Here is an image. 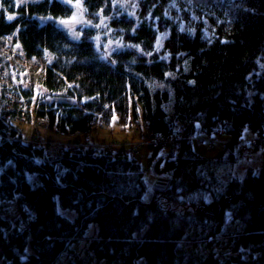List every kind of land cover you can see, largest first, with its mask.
Here are the masks:
<instances>
[{
  "label": "trees",
  "instance_id": "trees-1",
  "mask_svg": "<svg viewBox=\"0 0 264 264\" xmlns=\"http://www.w3.org/2000/svg\"><path fill=\"white\" fill-rule=\"evenodd\" d=\"M80 3L76 39L51 21L73 16L65 0H0V63L11 38L44 63L16 82L33 137L10 140L0 106V264H264V163L235 173L239 143L264 144V0H138L136 16ZM39 120L86 135L116 120L155 153L147 167L130 141L56 157L34 142ZM217 128L223 151L196 152ZM169 138L157 161L148 140Z\"/></svg>",
  "mask_w": 264,
  "mask_h": 264
},
{
  "label": "rangeland",
  "instance_id": "rangeland-1",
  "mask_svg": "<svg viewBox=\"0 0 264 264\" xmlns=\"http://www.w3.org/2000/svg\"><path fill=\"white\" fill-rule=\"evenodd\" d=\"M30 1V0H26ZM64 1V0H63ZM79 2H76V10L72 17L70 18H53L55 22L58 24L59 27L66 30L68 33L73 35L74 38L79 39L78 32H81V27L87 25L86 17L84 15V10L81 8L80 0ZM115 4L118 6H121L126 12H128L130 15L136 16V11L138 8V0H114ZM192 2L197 1H203V0H191ZM65 2L70 3V0H65ZM163 35H161V38L159 39V48L162 49L163 47ZM105 50L108 53H111L115 50H121L123 49V45L119 42L114 41H107L104 43ZM33 65L27 66L29 70H32L33 72ZM14 69H17L19 72H13ZM45 68L42 67L35 71V77L38 78L39 74L44 73ZM13 78L17 83L20 84V82H23L24 84L27 82V77L25 74V68L22 65H19L18 62L13 66L12 70L10 71ZM18 76L20 78L18 79ZM11 107V106H8ZM21 108H16V106L11 107V110L14 112L11 114V125H13V129L19 131L21 133L22 138L24 139V134L27 137H33V125L30 121H28V117L26 114L25 109L23 106H20ZM38 128L37 134L35 137L34 142L36 144H40L45 147L48 154H55L57 151H63V149L70 147V146H78V147H85V148H92V149H105L107 151L113 150L114 152H118L120 150L119 144L121 142L130 141L134 142L131 143L130 146L135 147L136 144H141L139 148V155L138 159L143 164V166H148V159L152 158L154 156L155 151L150 149L148 145L146 144L147 141H144V137L139 136L138 134H135L131 130L124 131L119 124L116 123V120H113L111 124H108L106 126H99V128L90 133L89 135L86 134H71V133H60L56 129H53L48 124V121L45 120H39L38 122ZM245 134L247 137H252V133L250 131H246ZM249 135V136H248ZM245 137V138H247ZM212 138L215 139V147H211L207 137L206 141L204 142H197L194 141V150L201 155L207 157V158H216L221 151H223L224 146L222 143H220L221 140L224 141H230L231 136L228 134H223L221 136L213 135ZM253 141H257L258 143L253 147H259V141L254 139H245V142L251 143ZM148 142H156L158 143V140L150 141ZM173 141H169L165 146L162 147V150L159 151L156 160L158 161L161 158H167L169 155V149H171ZM256 143V142H254ZM171 145V146H170ZM253 145V144H252ZM153 147V145H152ZM154 149V147H153ZM261 149V150H260ZM259 150V151H258ZM50 152V153H49ZM50 154V155H51ZM243 160L241 162V165L238 167H235V173L236 175H244L246 170L249 167H253L256 169L261 168L262 164L264 163V144L260 146L256 151L246 153L243 156ZM146 173L151 176L152 180L155 176L153 173V170H150L147 168ZM157 179V178H156ZM150 180V181H152ZM4 214V213H3ZM9 216L10 218H13L15 216V212L12 210L9 212V214H5ZM65 259V258H64ZM68 262V259H65ZM1 262V259H0Z\"/></svg>",
  "mask_w": 264,
  "mask_h": 264
},
{
  "label": "bare ground",
  "instance_id": "bare-ground-1",
  "mask_svg": "<svg viewBox=\"0 0 264 264\" xmlns=\"http://www.w3.org/2000/svg\"><path fill=\"white\" fill-rule=\"evenodd\" d=\"M75 4L76 2L70 0L69 5L73 7L74 12L76 10ZM81 8H82V5H81ZM51 21L54 22L56 25H58L53 18L51 19ZM11 40L13 43V47L12 49H6V48L4 49L2 55L5 57V60L0 63V105L1 106H11L13 108L14 106H16V108H21L20 106H23L27 114L29 112L30 105L25 99H23L17 93V90H16L17 85L15 83V79L13 78L11 72L8 70V65L20 59V60H23L24 66H29V60H27L25 57L22 56L21 51H17V49L20 46V43H18L17 41H14L12 38ZM25 84H26V87H32L31 82L28 79ZM38 122L36 124L37 130H39ZM9 132L12 133V135L11 133L8 134L10 140L19 141L22 139V136L20 135L21 133H19V131L15 129H11L9 130ZM214 133H215L214 135H217V136H221L225 134L223 128H217ZM4 134L1 137H4ZM27 138L28 137L24 134V139H27ZM194 140H196L197 142H204L206 141V138H203V137L200 138L199 136H197ZM207 141L209 142L210 146L213 148L214 144L216 143L215 139L212 138L210 140L208 139ZM220 143L223 144L224 140H221ZM239 147H240V150L244 152V154L254 152V150H252L251 148H248L242 141L241 143H239Z\"/></svg>",
  "mask_w": 264,
  "mask_h": 264
},
{
  "label": "built area",
  "instance_id": "built-area-1",
  "mask_svg": "<svg viewBox=\"0 0 264 264\" xmlns=\"http://www.w3.org/2000/svg\"><path fill=\"white\" fill-rule=\"evenodd\" d=\"M9 49V48H8ZM44 63H43V61L41 60V59H37L36 61H34L33 62V66L34 67H40V66H42ZM1 110H2V112H4V114H5V117H6V119H11V114L12 113H14L12 110H11V107H8V106H3L2 108H1ZM158 140V143H156V142H148V144L149 145H151V147H152V145H153V147L154 148H156V147H158L157 145H161V147H163V146H165V144H167L169 141H172V140H174L173 138H169V139H166V140H159V139H157ZM154 141V140H153ZM242 142L248 147V148H251V149H254L255 147H253V146H255L256 144H257V141H253L252 143H251V145L249 144V143H247V142H245V140H242ZM254 142H256V143H254ZM253 144V145H252ZM50 153V152H49ZM60 153H61V151H57L55 154H51V155H53V156H56V157H58V156H60Z\"/></svg>",
  "mask_w": 264,
  "mask_h": 264
},
{
  "label": "clouds",
  "instance_id": "clouds-1",
  "mask_svg": "<svg viewBox=\"0 0 264 264\" xmlns=\"http://www.w3.org/2000/svg\"><path fill=\"white\" fill-rule=\"evenodd\" d=\"M7 48H9V47H7ZM16 63H17V62L15 61V62L9 64V69H10V71L12 70L13 66H15ZM25 70H28V72H27V73H28L27 76L30 77V75H31V73H32V70H29V69H26V68H25ZM14 71L20 73V71L17 70V69H14L13 72H14ZM15 83H16V81H15ZM0 106H1V105H0ZM2 107H3V106H1V108H2Z\"/></svg>",
  "mask_w": 264,
  "mask_h": 264
},
{
  "label": "snow or ice",
  "instance_id": "snow-or-ice-1",
  "mask_svg": "<svg viewBox=\"0 0 264 264\" xmlns=\"http://www.w3.org/2000/svg\"><path fill=\"white\" fill-rule=\"evenodd\" d=\"M13 17L9 16L8 19L11 20Z\"/></svg>",
  "mask_w": 264,
  "mask_h": 264
}]
</instances>
